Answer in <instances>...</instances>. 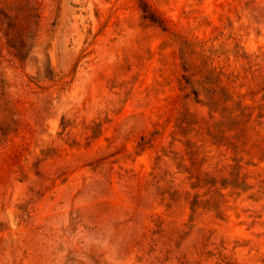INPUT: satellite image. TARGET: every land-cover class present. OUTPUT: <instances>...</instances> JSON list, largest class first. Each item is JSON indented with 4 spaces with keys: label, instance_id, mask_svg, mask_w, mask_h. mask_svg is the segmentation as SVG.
<instances>
[{
    "label": "rangeland",
    "instance_id": "1",
    "mask_svg": "<svg viewBox=\"0 0 264 264\" xmlns=\"http://www.w3.org/2000/svg\"><path fill=\"white\" fill-rule=\"evenodd\" d=\"M34 1L0 0V264H264V0Z\"/></svg>",
    "mask_w": 264,
    "mask_h": 264
},
{
    "label": "trees",
    "instance_id": "2",
    "mask_svg": "<svg viewBox=\"0 0 264 264\" xmlns=\"http://www.w3.org/2000/svg\"><path fill=\"white\" fill-rule=\"evenodd\" d=\"M25 1H26V4L30 6L29 10L33 13V11L37 9L35 6V1L34 0H25ZM139 7L145 18H147L149 21L153 23H156L163 29L166 28L164 18H162L145 0H140ZM0 15H2L4 19L8 18L7 14H5V12L1 9H0ZM8 45L9 47L17 50L15 54L19 59H22L25 57V48H24L23 42H21L19 47H14L11 44H8Z\"/></svg>",
    "mask_w": 264,
    "mask_h": 264
}]
</instances>
